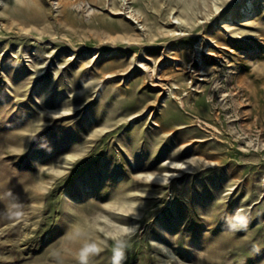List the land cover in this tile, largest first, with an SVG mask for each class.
I'll list each match as a JSON object with an SVG mask.
<instances>
[{
	"label": "rangeland",
	"instance_id": "374dc122",
	"mask_svg": "<svg viewBox=\"0 0 264 264\" xmlns=\"http://www.w3.org/2000/svg\"><path fill=\"white\" fill-rule=\"evenodd\" d=\"M117 246L264 264V0H0V264Z\"/></svg>",
	"mask_w": 264,
	"mask_h": 264
},
{
	"label": "clouds",
	"instance_id": "9594fccd",
	"mask_svg": "<svg viewBox=\"0 0 264 264\" xmlns=\"http://www.w3.org/2000/svg\"><path fill=\"white\" fill-rule=\"evenodd\" d=\"M243 217L238 215L236 217V223L233 224L232 226L233 227H237L238 225H241L243 223ZM121 258H122V251L120 249V246H117L115 249H114V256H113V264H120V261H121ZM81 261H82V264H86V260H87V256L86 254L82 257H80Z\"/></svg>",
	"mask_w": 264,
	"mask_h": 264
},
{
	"label": "bare ground",
	"instance_id": "6f19581e",
	"mask_svg": "<svg viewBox=\"0 0 264 264\" xmlns=\"http://www.w3.org/2000/svg\"><path fill=\"white\" fill-rule=\"evenodd\" d=\"M247 11H248V10L245 9V12H246V13H249V12H247ZM155 85H159V84H155ZM167 166L170 167V168H179V167H180V166H178L177 164H167ZM167 172H168V171H167ZM165 175H166V177H172L173 174L170 173V174H165ZM142 176H144V175H142ZM154 177H155V176H154ZM156 177H157V175H156ZM158 177H159V176H158Z\"/></svg>",
	"mask_w": 264,
	"mask_h": 264
},
{
	"label": "snow or ice",
	"instance_id": "6c2138e0",
	"mask_svg": "<svg viewBox=\"0 0 264 264\" xmlns=\"http://www.w3.org/2000/svg\"><path fill=\"white\" fill-rule=\"evenodd\" d=\"M88 251H95V249L94 248L93 249H85V253H87ZM83 256H84V253L81 254L82 258H83Z\"/></svg>",
	"mask_w": 264,
	"mask_h": 264
}]
</instances>
